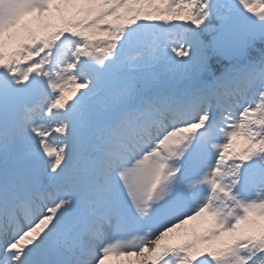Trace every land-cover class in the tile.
I'll list each match as a JSON object with an SVG mask.
<instances>
[{
  "label": "snow or ice",
  "instance_id": "1",
  "mask_svg": "<svg viewBox=\"0 0 264 264\" xmlns=\"http://www.w3.org/2000/svg\"><path fill=\"white\" fill-rule=\"evenodd\" d=\"M125 260L264 264V0H0V264Z\"/></svg>",
  "mask_w": 264,
  "mask_h": 264
},
{
  "label": "rangeland",
  "instance_id": "2",
  "mask_svg": "<svg viewBox=\"0 0 264 264\" xmlns=\"http://www.w3.org/2000/svg\"><path fill=\"white\" fill-rule=\"evenodd\" d=\"M134 259V258H133ZM124 264H127V260L124 261Z\"/></svg>",
  "mask_w": 264,
  "mask_h": 264
}]
</instances>
